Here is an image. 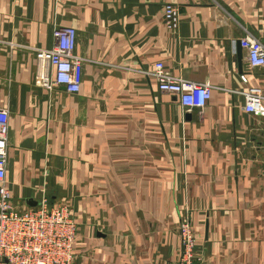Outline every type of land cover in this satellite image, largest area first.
I'll use <instances>...</instances> for the list:
<instances>
[{"label":"crops","instance_id":"crops-1","mask_svg":"<svg viewBox=\"0 0 264 264\" xmlns=\"http://www.w3.org/2000/svg\"><path fill=\"white\" fill-rule=\"evenodd\" d=\"M55 26L76 31L77 94L37 83ZM247 34L264 45V0H0L13 205L70 207L75 264H177L185 217L202 264H264V118L243 110L264 69L247 65ZM157 62L208 85L207 105L160 92Z\"/></svg>","mask_w":264,"mask_h":264},{"label":"built area","instance_id":"built-area-1","mask_svg":"<svg viewBox=\"0 0 264 264\" xmlns=\"http://www.w3.org/2000/svg\"><path fill=\"white\" fill-rule=\"evenodd\" d=\"M179 18L176 6H164L163 20L167 30L175 31ZM52 36L54 46L36 53L37 83L48 91L59 86L69 94H77L82 85L83 60L75 53L76 31L72 27L55 26ZM239 46L247 52L248 67L264 69V45L258 39L247 34L239 40ZM151 75L158 90L177 97L186 111L201 110L210 100L208 85L172 76L161 62L154 65ZM240 80L246 83V75L242 74ZM243 95V110L264 118L261 89L249 87ZM8 122V111L0 108V264H75L76 223L67 205L49 207L43 198L35 207L18 210L11 201L6 186ZM178 235L181 251L177 264H202L196 255V239L188 218L179 223Z\"/></svg>","mask_w":264,"mask_h":264},{"label":"rangeland","instance_id":"rangeland-1","mask_svg":"<svg viewBox=\"0 0 264 264\" xmlns=\"http://www.w3.org/2000/svg\"><path fill=\"white\" fill-rule=\"evenodd\" d=\"M70 208V207H69ZM72 211V210H71ZM72 217H73V215H72ZM73 219H74V217H73ZM75 221V220H74ZM76 223V222H75ZM193 229V228H192ZM194 231V230H193ZM177 233H178V228H177ZM194 235H195V232H194ZM178 237H179V235H178Z\"/></svg>","mask_w":264,"mask_h":264},{"label":"water","instance_id":"water-1","mask_svg":"<svg viewBox=\"0 0 264 264\" xmlns=\"http://www.w3.org/2000/svg\"><path fill=\"white\" fill-rule=\"evenodd\" d=\"M37 205V204H36ZM36 205H33V207H35Z\"/></svg>","mask_w":264,"mask_h":264}]
</instances>
